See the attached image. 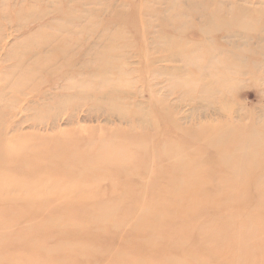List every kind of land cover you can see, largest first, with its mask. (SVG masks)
<instances>
[{
  "label": "rangeland",
  "instance_id": "1",
  "mask_svg": "<svg viewBox=\"0 0 264 264\" xmlns=\"http://www.w3.org/2000/svg\"><path fill=\"white\" fill-rule=\"evenodd\" d=\"M0 132V264H264V0H0Z\"/></svg>",
  "mask_w": 264,
  "mask_h": 264
},
{
  "label": "bare ground",
  "instance_id": "2",
  "mask_svg": "<svg viewBox=\"0 0 264 264\" xmlns=\"http://www.w3.org/2000/svg\"><path fill=\"white\" fill-rule=\"evenodd\" d=\"M109 63V62H108ZM2 130V129H1ZM1 133V132H0ZM26 139V138H25ZM19 140V139H18ZM29 140V139H28ZM27 140V141H28ZM30 141L28 142H24V145H21V146H25V149H30ZM24 149V147H22L20 150L22 151ZM258 157V156H257ZM262 159H264V155L261 156ZM5 159V158H4ZM261 168V167H260ZM259 168V170H260ZM1 169V168H0ZM17 183L14 182V180L11 178V177H6V176H3L2 174L0 175V198L2 196H4L3 198L5 199H8L10 201L13 200L14 198V193L18 192L19 191V188H26L28 187V185L26 183H24L23 181L19 180V179H16ZM24 180V179H23ZM38 182V183H37ZM36 183L32 184V186H34V189L36 192L40 191L39 190V186L38 185H41L42 182L40 181H37ZM20 183V184H19ZM240 183V182H239ZM22 184V185H21ZM244 186H246L248 183L244 184L242 183ZM52 188L55 189L57 192H62V191H65V190H62L60 189V184L58 185V182L56 180H53V184H52ZM239 189L241 192H243V188L241 186H239ZM54 192V190L52 191ZM67 192V191H65ZM64 193V192H63ZM62 193V194H63ZM8 194H12V195H8ZM67 194V193H66ZM220 197V196H219ZM2 198V199H3ZM246 199V198H245ZM253 200L252 198V193L249 194L248 196V202L251 203V201ZM246 201V200H245ZM244 201V202H245ZM243 202V203H244ZM254 206H250L249 209H253ZM255 219H257V223H256V226H261L262 225V222L264 221V211H261L258 216H255L254 217ZM249 220V219H248ZM225 227H222V228H219L217 230H214L208 234L205 235V238L210 241V243H212L213 245L217 244L221 239H222V236L225 232ZM249 233V232H247ZM247 237H244L243 239H237V240H234V241H231L230 245L225 247L224 250L222 251L221 254H227L229 253L232 248L238 246L241 242H243ZM262 240L264 241V236L262 237ZM206 250H209V249H205L203 250V252L205 254H208L209 252H207Z\"/></svg>",
  "mask_w": 264,
  "mask_h": 264
}]
</instances>
